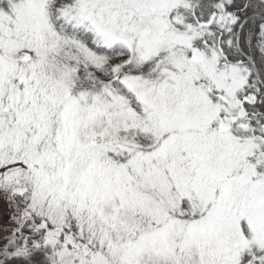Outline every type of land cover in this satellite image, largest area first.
I'll return each mask as SVG.
<instances>
[{
  "label": "snow or ice",
  "instance_id": "snow-or-ice-1",
  "mask_svg": "<svg viewBox=\"0 0 264 264\" xmlns=\"http://www.w3.org/2000/svg\"><path fill=\"white\" fill-rule=\"evenodd\" d=\"M0 264H264V0H0Z\"/></svg>",
  "mask_w": 264,
  "mask_h": 264
}]
</instances>
